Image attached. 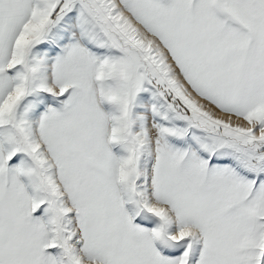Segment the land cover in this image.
<instances>
[{
  "label": "snow or ice",
  "instance_id": "snow-or-ice-1",
  "mask_svg": "<svg viewBox=\"0 0 264 264\" xmlns=\"http://www.w3.org/2000/svg\"><path fill=\"white\" fill-rule=\"evenodd\" d=\"M0 264H264V0H0Z\"/></svg>",
  "mask_w": 264,
  "mask_h": 264
}]
</instances>
